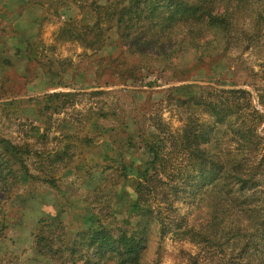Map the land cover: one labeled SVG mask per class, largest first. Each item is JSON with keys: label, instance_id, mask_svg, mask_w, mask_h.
<instances>
[{"label": "trees", "instance_id": "trees-1", "mask_svg": "<svg viewBox=\"0 0 264 264\" xmlns=\"http://www.w3.org/2000/svg\"><path fill=\"white\" fill-rule=\"evenodd\" d=\"M234 1L237 0H106L102 4L99 0H59L54 9H75L80 19L67 17L64 22L67 28L62 27L59 34L67 33L94 55L99 54L109 41L110 32L113 33L117 53L99 58L100 63L123 83L127 80L137 83L141 82L143 65L148 71L160 72L174 65L173 73H184L186 70L177 69L176 63L184 59L185 46L200 34L184 42L186 36L197 31L200 24L227 31L232 26L235 9L249 4L248 0H239L233 8ZM260 8L258 16L264 21V0ZM17 39L21 45L24 42L22 46L26 45L27 41L20 40V36ZM198 89L202 93H191L184 98L178 97L174 88L166 93L167 99L183 112L180 133L135 122L139 131L136 138L147 154L142 165L136 166L135 178H129L133 161L123 151L140 147L134 144L133 136L124 134L123 138L117 132L125 125L122 118L125 110L119 109L122 107L102 103L88 111L71 134L61 135L59 140H76L81 147L100 137L111 140L110 144L97 145L112 154H106L108 158L98 165L114 170L113 176L119 179L131 181L128 217L119 221L112 216L114 221L107 219V222L100 216L95 220L85 219V227L75 231L72 238L68 239L66 233L61 236V243L67 244L63 248L65 254L59 248L54 250L53 240L39 233L35 241L37 253L53 258L58 264H139L147 248L149 230L158 225L160 236L171 230L177 236L191 232L190 241L204 247L203 255L191 256L188 264H199V259H208L211 264L215 260H219L217 264H264V136L256 132L253 124L237 116L243 112L238 100L241 103L244 100L250 107V96L242 90ZM104 94L95 91L86 95ZM79 95L52 93L29 99L34 116L31 120L28 116L24 118L30 121L25 131L27 139L46 140L40 134V124L74 106ZM99 120H112L117 125L102 128ZM60 121L65 124L67 120ZM20 123L18 126H25V122ZM146 128L154 129L148 132ZM229 142L238 144L234 152L227 147ZM22 143L13 144L0 138V195L10 192L11 181H17L16 174H23L20 176L23 180L36 177L26 166L25 160L30 156L38 160L40 169L44 167L47 177L65 169L72 171L70 167L75 161L66 154L69 143L61 152L44 155L34 152L28 141ZM116 144L118 148L113 147ZM8 155L17 157V161L13 162ZM15 166L24 172L15 171ZM43 182L54 183L47 178ZM100 182L106 184L107 179L100 178ZM176 203L194 209L202 208L205 203L208 211L193 229L187 225L185 215H176ZM42 226L51 227L47 221Z\"/></svg>", "mask_w": 264, "mask_h": 264}, {"label": "rangeland", "instance_id": "rangeland-1", "mask_svg": "<svg viewBox=\"0 0 264 264\" xmlns=\"http://www.w3.org/2000/svg\"><path fill=\"white\" fill-rule=\"evenodd\" d=\"M99 1L102 4L106 2ZM238 1L232 2L231 7L235 8ZM58 3L59 0H0V138L13 144L28 141L34 152L42 155L61 152L69 143L66 154L75 161L70 167L72 171L65 169L47 177L44 167L40 169L34 156L25 160L29 173L36 177L23 180L20 177L23 174H16L18 178L11 181L10 192L0 195V264H58L53 258L37 253L35 241L39 233L53 240L54 250L59 248L60 253L65 254L63 248L67 244L61 243V236L66 233L68 239L72 238L75 231L85 227V219L100 216L107 222V219L114 221L112 216L119 221L128 217L131 181L119 179L113 176L114 170L98 165L111 152H104L97 145L110 144L111 140L100 137L87 147L79 146L76 140H59L61 135L71 134L73 128H78L74 126L81 124L87 112L102 103L125 110L122 117L125 125L117 132L122 137L124 134L133 136L134 144L140 147L123 151L125 157L133 161L128 170L129 178H135L136 166H141L147 155L136 138L139 131L135 122L144 127L159 125L167 131L180 133L184 123L183 112L166 95L172 88L181 98L191 93H202L199 87L247 92L250 107L239 99L243 112L237 116L253 124L256 132L264 136V21L258 16L263 0H248L249 4L239 5L237 8H240L233 12L232 26L227 31L200 24L197 31L186 36L184 42L200 34L185 46L184 59L176 63L177 69L186 70L184 73H173L174 65L164 72L148 71L143 65L142 79L137 83L129 80L123 83L100 63L99 58L117 53L113 33L110 32L109 41L97 55L84 49L80 42L70 39L67 33L59 34L61 28L66 27L67 17L80 19L81 16H77L74 8L63 7L55 11ZM17 35L20 40L27 41L26 45L19 43ZM18 46L22 48L17 50ZM95 91L105 94L86 95ZM52 93L80 95L75 98L74 106L53 115L49 121L44 119L40 124V134L42 132L46 140H28L25 131L30 117L34 116L29 99ZM26 116L29 120L24 119ZM61 119L67 120L65 124ZM19 121L20 124L25 122V126H18ZM98 123L102 128L117 125L112 120H99ZM153 129L146 128L148 132ZM75 132L78 134L79 130ZM229 145L227 147L232 152L238 147L236 142H229ZM2 147L1 152H4ZM113 147L118 148L119 145ZM8 156L13 162L17 161V157ZM84 164L85 168H82ZM16 170L24 172L18 166H15ZM46 178L54 183H44ZM100 178H106L107 183H99ZM204 206L205 203L202 208L194 209L176 203L177 212H174L185 215L187 225L196 229L208 211ZM53 218L54 221H50ZM45 221L51 227L42 228ZM192 235L189 232L186 236H177L171 230L160 236L159 226L153 225L139 264H188L191 256L204 253L202 245L190 241ZM209 263L208 259H199V264Z\"/></svg>", "mask_w": 264, "mask_h": 264}]
</instances>
